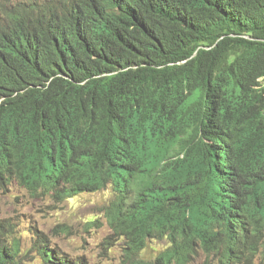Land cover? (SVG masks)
Returning a JSON list of instances; mask_svg holds the SVG:
<instances>
[{
  "label": "trees",
  "instance_id": "1",
  "mask_svg": "<svg viewBox=\"0 0 264 264\" xmlns=\"http://www.w3.org/2000/svg\"><path fill=\"white\" fill-rule=\"evenodd\" d=\"M13 183L58 203L110 188L134 264H264V0H0ZM31 231L24 251L0 222V264H76Z\"/></svg>",
  "mask_w": 264,
  "mask_h": 264
},
{
  "label": "rangeland",
  "instance_id": "2",
  "mask_svg": "<svg viewBox=\"0 0 264 264\" xmlns=\"http://www.w3.org/2000/svg\"><path fill=\"white\" fill-rule=\"evenodd\" d=\"M52 196H33L15 183L0 191V222L8 221L13 225L15 237L20 239L24 251L30 246L28 231L34 228L46 236L49 247L64 260L76 264H134L125 255V243L113 234L107 222L105 209L113 199L110 188L61 203ZM164 247V241L150 242L139 259H152ZM31 255L33 253L22 258V262L42 264ZM203 261L204 255L199 253L189 264H203Z\"/></svg>",
  "mask_w": 264,
  "mask_h": 264
},
{
  "label": "bare ground",
  "instance_id": "3",
  "mask_svg": "<svg viewBox=\"0 0 264 264\" xmlns=\"http://www.w3.org/2000/svg\"><path fill=\"white\" fill-rule=\"evenodd\" d=\"M209 134V133H208ZM216 139V138H215ZM167 179V178H166ZM172 183V182H171ZM174 183V182H173ZM157 188V187H156ZM154 189V188H153Z\"/></svg>",
  "mask_w": 264,
  "mask_h": 264
}]
</instances>
